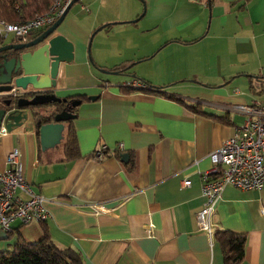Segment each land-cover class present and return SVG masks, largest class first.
<instances>
[{
  "label": "crops",
  "instance_id": "obj_1",
  "mask_svg": "<svg viewBox=\"0 0 264 264\" xmlns=\"http://www.w3.org/2000/svg\"><path fill=\"white\" fill-rule=\"evenodd\" d=\"M77 2L55 31L72 42L73 55L59 62L51 90L79 100L60 142L41 150L32 116L0 130V171L15 149L49 217L13 222L0 250L11 249L18 228L26 242L45 230L82 264H225L213 236L197 228L199 172L244 123L236 106L264 100V0ZM131 79L144 89L126 88H134L123 85ZM67 130L78 155L66 159ZM99 145L104 154L88 157ZM88 204L103 210L93 214ZM263 207L264 186L228 185L214 204L213 232L246 235L239 264H264Z\"/></svg>",
  "mask_w": 264,
  "mask_h": 264
},
{
  "label": "built area",
  "instance_id": "obj_2",
  "mask_svg": "<svg viewBox=\"0 0 264 264\" xmlns=\"http://www.w3.org/2000/svg\"><path fill=\"white\" fill-rule=\"evenodd\" d=\"M69 1L50 0L46 11L18 23L0 20V37L12 36L25 41L32 31L41 30L54 22ZM123 85L145 87L141 81L134 79ZM20 90L12 87L7 94L14 95ZM236 109L245 115L244 123L208 153L210 167L199 172L200 194L204 203L196 210L195 219L197 228L209 236L213 233L209 216L223 188L229 185L243 190H259L264 186V100L239 104ZM117 149H121L120 143ZM103 150L102 145L97 146L93 150L95 157H101ZM16 157L15 149L10 150L5 156L7 167L0 171V231L5 234L11 231V224L15 221L24 225L44 222L49 217L44 206L45 198L34 191L24 177ZM182 183L187 185L188 180L184 179ZM88 208L93 214L103 210L98 204H88ZM261 209L264 212V207ZM147 227L149 234L151 225Z\"/></svg>",
  "mask_w": 264,
  "mask_h": 264
},
{
  "label": "water",
  "instance_id": "obj_3",
  "mask_svg": "<svg viewBox=\"0 0 264 264\" xmlns=\"http://www.w3.org/2000/svg\"><path fill=\"white\" fill-rule=\"evenodd\" d=\"M77 1L70 0L56 20L30 40L12 44V40H7L6 36L0 37V130L10 131L19 127L31 116L37 118L38 122L44 120L37 128L41 150L60 142L65 122L74 117L71 108L79 103L78 99L66 101L51 91L59 62H69L73 55L72 42L55 31L68 9ZM88 46L89 42L87 49ZM12 87L23 91L17 95L4 94ZM94 97L88 96L90 99ZM54 103H63L67 108L56 111ZM120 157L124 160L126 154L122 153ZM5 237L6 234L0 231V238Z\"/></svg>",
  "mask_w": 264,
  "mask_h": 264
},
{
  "label": "trees",
  "instance_id": "obj_4",
  "mask_svg": "<svg viewBox=\"0 0 264 264\" xmlns=\"http://www.w3.org/2000/svg\"><path fill=\"white\" fill-rule=\"evenodd\" d=\"M49 2L50 0H0V20L9 23L21 22L35 14L46 11ZM117 71L121 70L117 69ZM126 88L135 91L136 87ZM143 89L140 88V90ZM65 99L69 101L73 98L68 97ZM178 100L182 103L180 99ZM184 105L189 110L204 114L196 105ZM54 106L56 111L67 108L63 103H54ZM71 111L74 113V107L71 108ZM41 122H44V120L38 122V119H35L34 127L36 132L38 124ZM63 152L66 159L78 155L75 140L69 130H67L64 139ZM104 152L103 150V154ZM92 156L95 157L94 153L88 154V157ZM11 232H8L6 235L10 237ZM15 234L17 235L16 240L12 244L11 249L0 250V264H82L77 252L70 248H59L55 246L45 230L42 231L41 236L34 242L24 241L18 228L15 229ZM212 236L220 246L223 263L239 264L241 262L246 244L245 234L228 230H217L212 233Z\"/></svg>",
  "mask_w": 264,
  "mask_h": 264
},
{
  "label": "flooded vegetation",
  "instance_id": "obj_5",
  "mask_svg": "<svg viewBox=\"0 0 264 264\" xmlns=\"http://www.w3.org/2000/svg\"><path fill=\"white\" fill-rule=\"evenodd\" d=\"M46 27H47V26H46ZM46 27H45V28H46ZM43 29H44V28H43ZM43 29H41V31H42ZM41 31H40V32H41ZM40 32H39V33H40ZM36 36H37V35H36ZM34 37H35V36L30 37V34H29V36L27 37V39H26L25 41L30 40V39H32V38H34ZM6 39H7V40H12V42H11L12 44H13V43H19V42H24V41H19V40H17V39H14L12 36H11V38H10L9 36H7ZM6 43H7V42L2 43V44H6ZM8 91H9V90H8ZM8 91H6L4 94H7ZM20 91H23V90H20ZM20 91H19V92H20ZM51 91H52V90H51ZM51 91H49V93H51ZM8 94H11V93H8ZM17 94H18V92H17L16 94H14V95H17ZM29 97H31V96H29ZM29 97H28V98H29ZM33 120L35 121V118H34Z\"/></svg>",
  "mask_w": 264,
  "mask_h": 264
},
{
  "label": "rangeland",
  "instance_id": "obj_6",
  "mask_svg": "<svg viewBox=\"0 0 264 264\" xmlns=\"http://www.w3.org/2000/svg\"><path fill=\"white\" fill-rule=\"evenodd\" d=\"M78 7V2H75L74 4L71 5V7L69 8V12H72V10H77Z\"/></svg>",
  "mask_w": 264,
  "mask_h": 264
}]
</instances>
